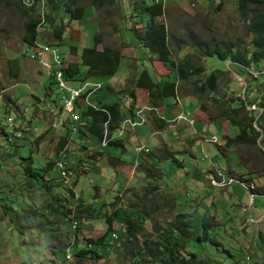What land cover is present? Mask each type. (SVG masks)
<instances>
[{
	"label": "rangeland",
	"instance_id": "rangeland-1",
	"mask_svg": "<svg viewBox=\"0 0 264 264\" xmlns=\"http://www.w3.org/2000/svg\"><path fill=\"white\" fill-rule=\"evenodd\" d=\"M44 1L38 2L34 14L40 16V8H46ZM115 1L112 6L106 3L99 9L91 5V0L78 2L76 5L84 7L80 19H70L61 8L56 17L65 28L56 46L67 62L77 61L83 48L94 45L98 33L101 39L95 47L117 49L121 60L116 72L103 65L89 73V80L120 91L133 86V78L146 69L155 81H175V98L161 101L159 115L166 123L160 129L150 119L145 126L137 128L136 136L123 137L124 146L102 147L94 141L86 148L83 144L87 138L75 133L63 151H57L58 141L68 130L69 123H62L70 113L58 110L60 103L55 101L48 72L28 57L31 51L28 53V45L22 39L26 18L0 5V264H161L150 260L143 250L134 258L132 251L123 246L122 213L127 212L130 220L138 222L137 209L149 212L140 222L138 243L159 239L162 231L154 227L161 225L165 229L177 213H191L194 234L189 238L188 251L196 252L198 259L213 264H264V217L258 221L264 213V149L258 140L252 147L224 146L226 137L236 136L239 129L219 115L221 103L229 96L244 97L247 85L245 100L264 99V58L252 62L250 55L254 49V33L249 29L253 6L248 5L243 13L237 0H223L220 6V0H144L145 4L157 3L162 7V15L154 20L165 24L176 60L189 55L206 68V73L225 69L219 89L227 94L219 100L211 96L199 100L189 93L190 85L179 80L172 67L137 43L130 27L140 29L151 22L138 12V3L134 10L132 4L137 0ZM191 33L212 39L223 48L221 41L245 47L250 60L248 73L217 55L204 57L189 39ZM49 34L51 29L40 28L38 38L55 42L47 38ZM172 34L184 42L177 45ZM11 63L18 66L17 76L12 75ZM69 83L76 85L78 81ZM135 93L139 101L136 107L152 104L153 97L145 88L136 87ZM25 108L26 120L21 117ZM185 111L194 112L192 126L177 118L180 112L185 115ZM8 116L14 119L11 126L3 123ZM213 137L217 143L210 142L215 140ZM82 139L86 142L81 144ZM136 145L147 146L149 151L136 153ZM96 151L102 154L97 155ZM167 152L171 155L163 156ZM26 157L32 159L35 170L43 178L25 174L22 162ZM56 159L65 160L71 167L77 160L85 164V172L78 175L74 172L77 179L71 182L73 197L61 184L56 167L42 169L48 160ZM215 172L233 182L223 187L213 186L210 179ZM238 180L261 192L255 196ZM42 181L50 184V188H41ZM55 194L54 199L59 198L56 202L52 201ZM248 194L255 197L252 204ZM78 201L88 205L91 213L83 212V217L66 221L62 214L67 210L72 218ZM59 202L64 205L59 213L47 211ZM151 207L156 210L150 212ZM107 218L111 219L112 231ZM73 221L77 222L76 230ZM100 236L104 237L102 243H93L92 248L101 256L72 254L68 248L74 241L80 247L88 246L87 238ZM66 253L70 255L69 261L65 260Z\"/></svg>",
	"mask_w": 264,
	"mask_h": 264
},
{
	"label": "trees",
	"instance_id": "trees-1",
	"mask_svg": "<svg viewBox=\"0 0 264 264\" xmlns=\"http://www.w3.org/2000/svg\"><path fill=\"white\" fill-rule=\"evenodd\" d=\"M21 1V2H20ZM0 0V5L4 8L15 11L22 18H26V21L23 23V35L22 39L27 44L30 45L34 42L36 38H38L39 28L41 29H51V35L47 36L51 41H55V43L59 44L60 40L63 38V32L65 25L61 22H57V14L59 10H63L70 19H80L84 14V7L80 5H76L78 2L82 0H46L47 3V13L46 8H40L41 22L44 19L45 15V23L43 25H39V15L34 14V7H37L39 0ZM42 1V0H40ZM94 7L97 9L102 8L106 3L108 6H112L116 1L115 0H91ZM223 0L219 1L218 6L221 5ZM238 8L246 13V9L248 5H252L250 10V25L249 29L254 33L253 37V51L251 52L252 62L259 61L264 58V0H237ZM45 3V1H44ZM45 3V4H46ZM136 3L140 6V10L138 12L142 15H145L151 19V22L148 25H144L143 28H135L130 27V30L133 32L135 39L139 45L146 48L148 52L154 55L158 60L163 61L168 66L172 67L176 77L179 80L184 81L189 84L191 87V91L189 92L194 97L199 100H203L207 96H211L214 100H219L223 98V96L227 93L222 94L219 89L220 81L223 79L224 70L216 68L212 69L209 73H206L201 64L197 63L191 56L185 55L179 59H175L172 55L173 44L170 42V38L168 36V32L166 26L163 22H156L154 18L156 16L162 15L163 10L160 5L157 3L153 4H145L144 0H137L132 4L134 10L137 8ZM27 7H25V6ZM262 6L261 8H259ZM33 7V8H28ZM45 8V9H44ZM249 9V8H248ZM132 12V11H131ZM59 21H61L59 19ZM176 44H180L184 42L182 38H178L176 35H171ZM101 39L100 34H96L94 36V45L92 47L83 48L81 54L78 56L77 61H71L68 63L67 67L64 70V76L68 80H76L82 81L90 77L89 73L95 69H98L100 66H105L108 69L114 70L112 73L116 72L118 69L119 60H121V55L117 49H113L111 47L105 46L101 50L97 49L95 45L99 43ZM189 39L192 41V44L195 48H197L203 55L212 56L217 55L223 60H229L234 62L240 68L245 69L250 67V60L247 57V50L245 47H241L239 45L234 44L233 42H224L221 41L225 46L224 48L219 45L218 42L212 39H203L197 34L191 33L189 35ZM39 46V45H37ZM36 47V44H35ZM73 47V46H72ZM71 47V48H72ZM16 63H11L10 68L13 70L12 75L17 76L19 73V69ZM244 66V67H243ZM247 67V68H246ZM116 69V70H115ZM47 71V70H46ZM48 72V71H47ZM111 73V72H109ZM248 73V72H247ZM49 74V73H48ZM257 74L254 76L256 79ZM49 85L52 86V90L55 94V101L57 100L60 103V96L57 91L56 83L53 79V76L49 74ZM264 86V85H263ZM142 87L145 88L150 95L153 97L151 103L154 105H159L161 101L165 100L167 97L175 98V92L177 89V85L175 81L165 80L160 83L159 81H155L151 78V75L146 69L141 70V72L133 78V86L125 87L120 91H116L113 87L104 85L101 86L97 91H95L90 97L89 101L93 102L97 108H105L110 115L109 121V135L114 134L116 129L119 127L122 119L121 110H123V106L127 107V111L130 112L136 109V93L135 88ZM248 85L245 88L244 95H247ZM240 92V91H238ZM241 96L232 97L229 96L226 100H224L221 104L222 106L219 108L220 117H225L228 122L232 125H236L239 129L238 133L234 137H226L224 140V146L229 147L232 145H247V146H256L257 139L260 135V132L253 126L252 119L255 110L246 109L245 106L247 104H259L264 106V99L255 100L252 98L247 100L241 99ZM75 108H78L80 113V119L77 123V131L75 133H80V136H84L87 138V142L85 139L81 140V144H83L84 148L94 141H98L100 143L102 135H103V122L107 120V114L101 111L100 109H95L90 105H86L81 101H76L74 103ZM201 108L204 107V104L200 103ZM59 111H63L62 102L58 106ZM27 109L25 108L21 112V117L26 120L27 119ZM12 122L13 118L11 117ZM31 119L30 117L28 118ZM65 122L70 124V118L63 119L62 124H66ZM164 120H159L157 122V127L160 128L165 125ZM66 130V134L60 136V141H58V150L63 151L66 148V145L69 143L70 139V131ZM7 125V123H5ZM11 126V125H10ZM52 126H55V123H52ZM262 128V137L260 139V145L264 149V122L260 124ZM16 128V127H15ZM29 130V127L25 128ZM12 130V129H11ZM123 130V129H122ZM19 136V134H17ZM113 137V136H112ZM205 140V139H204ZM207 141V140H205ZM213 143H217V139L215 141H210ZM123 145V138H112L107 141L106 145ZM105 145V146H106ZM138 146V145H136ZM103 147V146H102ZM135 147V146H134ZM169 150V149H168ZM170 151V150H169ZM140 152H145L144 150ZM148 152V151H147ZM171 152V151H170ZM137 153V152H136ZM139 153V152H138ZM96 154L101 155L102 152L96 151ZM171 155L169 152L164 153L163 156ZM87 157L95 158L93 155H89ZM96 159V158H95ZM173 160H176L175 157H172ZM61 160V159H60ZM67 165L69 170L70 178L73 180V183L77 179V175L81 172H85V164L81 160L74 161V165L71 167L65 160H62ZM178 161V160H177ZM55 161L48 160L42 169H48L54 166ZM23 170L26 175L30 177H37L43 175L38 173L32 163V159L30 157L23 158L22 162ZM85 169V170H84ZM77 173V175L75 173ZM61 184L62 179L60 175L58 176ZM213 178H218L216 172L213 174V177L210 179V183ZM242 178V177H241ZM50 181V179H49ZM240 182H244L243 180H238ZM233 182V181H231ZM229 182L226 185H229ZM29 183V182H28ZM212 184V183H211ZM30 185V183H29ZM64 185V184H63ZM213 185V184H212ZM223 185V186H226ZM41 188L49 189L50 184L46 181H42L40 183ZM66 186V185H64ZM214 186V185H213ZM221 186V187H223ZM249 190L253 192L260 193L261 190L255 189L253 185H248ZM67 187V186H66ZM30 188V187H28ZM70 193V196L73 197L74 191L73 188L67 187ZM257 190V191H256ZM252 193V192H251ZM56 194L52 196V201H58L54 199ZM63 200V198H62ZM61 200V202H62ZM52 201L50 203H52ZM59 202L58 204H52V209H47L50 212L59 211V208H62L64 205ZM49 203V204H50ZM74 206H76V214L71 218L68 217V212H64L62 217L67 220H72L74 217L81 216L83 212L91 213V208L88 205H83L81 201H78ZM56 210V211H55ZM118 210V208H117ZM156 210V207H151L150 212ZM69 211V210H68ZM138 214V222L132 221L129 219L130 215L127 212H123V217L121 218L120 224L123 226V246L125 248H129L132 251V257L138 258L143 251H146L147 257L150 260H154L157 262H161V264H213L212 261H206L204 259H198L197 253L194 251H188L189 238L192 234H194L193 228V218L192 214L187 213H177L174 219L167 222L165 229H162L161 225H156L154 228L156 231H162L161 239H151L148 242L146 239L141 243H138V234L142 229L141 221L147 218L149 212L141 211L137 209ZM87 213V214H88ZM140 213L143 214V218L140 217ZM114 214H117L116 211ZM147 214V215H146ZM108 222V227L111 230V219H106ZM76 222V221H75ZM75 230L77 229L76 222ZM205 226V225H203ZM204 231L207 232L206 227ZM106 235V234H105ZM75 236V234H74ZM78 238V235H76ZM75 236V237H76ZM103 236L97 238H87L88 246L82 245L78 246V242L75 241L71 243L72 254H89L92 257L101 256L100 253H97L93 248V243L95 245H100L103 241ZM116 239V238H115ZM143 243V245H142ZM128 244V245H127ZM70 245V244H69ZM67 248V247H66ZM66 256V255H65ZM170 256L174 257V259L170 260ZM70 264V263H69ZM135 264V262H134Z\"/></svg>",
	"mask_w": 264,
	"mask_h": 264
},
{
	"label": "built area",
	"instance_id": "built-area-1",
	"mask_svg": "<svg viewBox=\"0 0 264 264\" xmlns=\"http://www.w3.org/2000/svg\"><path fill=\"white\" fill-rule=\"evenodd\" d=\"M40 1V0H39ZM30 58L33 59L40 68H43L48 71V73L53 76V79L56 83L57 91L60 96V103L62 102L63 108L70 113V124H69V131H70V139H72V136L77 131V123L80 119V113L78 108H75L74 103L76 101H81L86 105H92L93 102L89 101V97L97 91L99 88H101V84L99 82L89 81L85 80L77 85H71L68 81V79L64 76V69L66 67V59L62 56L60 51L54 47L49 45L42 44V47H35V45L32 46L31 52H30ZM150 106V107H149ZM251 106V105H249ZM124 109H126V106H123ZM263 108H260V112H255L254 116H257V118L262 115ZM155 114L159 115V110L153 109V106L151 105H142L140 107L136 108V114H133V119L129 123L128 126H125L127 129V132L129 134L136 130L137 127H140L144 125L148 119V115ZM177 118L184 119L188 122V124L193 125V119L189 117L188 115H178ZM9 123H11V118H7ZM109 123L103 122V135L100 141L101 146H105L107 144L108 138H107V131ZM215 139V137H213ZM215 141V140H213ZM144 150L147 152L149 149L147 146H135L134 151L140 152ZM56 168L59 171V175L65 177V182H72V179H67V165L64 161L60 159L55 160ZM217 175L220 176V179H212L211 183L214 186H223L228 184L232 181V179L225 180L223 178V175H220L217 172ZM247 187V183L241 182ZM249 189V188H248ZM254 196L249 195V203H252ZM75 227V222L72 225ZM113 237H115V234H112ZM65 259L69 261L70 255L66 254Z\"/></svg>",
	"mask_w": 264,
	"mask_h": 264
},
{
	"label": "clouds",
	"instance_id": "clouds-1",
	"mask_svg": "<svg viewBox=\"0 0 264 264\" xmlns=\"http://www.w3.org/2000/svg\"><path fill=\"white\" fill-rule=\"evenodd\" d=\"M20 1V0H19ZM21 2V1H20ZM45 3H46V0H45ZM25 6V5H24ZM25 7H27V6H25ZM28 8H33V7H28ZM33 9H35V8H33ZM46 13H47V3H46ZM46 13H45V15H46ZM38 14V13H37ZM39 15V14H38ZM45 15H44V19H43V21L41 22V17L39 16V25L41 26V25H43L44 23H45ZM41 28V27H40ZM39 28V29H40ZM38 29V30H39ZM36 43H39V44H44V45H49V46H54V47H56L57 49H58V47L56 46L57 45V43H55V42H48L47 40H46V42H43V41H41V39H39V38H36L35 40H34V42L32 43V44H30V45H28V53L31 51V48H32V46L33 45H35ZM59 50V49H58ZM60 51V50H59ZM60 53H61V51H60ZM62 54V53H61ZM62 56L63 57H65L63 54H62ZM29 58H30V53H29V56H28ZM66 59V58H65ZM33 60V59H32ZM34 61V60H33ZM68 63L69 62H67L66 61V67H67V65H68ZM234 65H236L237 66V64L236 63H233ZM38 65V64H37ZM65 67V68H66ZM244 67V66H243ZM247 68V67H246ZM40 69H43V68H40ZM45 70V69H44ZM65 70V69H64ZM248 72V71H247ZM263 72H264V70H263ZM85 80H89L88 78L87 79H84V80H82V81H85ZM69 82L70 81H73V80H68ZM82 81H78V83H80V82H82ZM89 81H94V82H99L100 84H101V86L103 85L100 81H95V80H89ZM77 83V84H78ZM76 84V85H77ZM245 91V90H244ZM243 95H244V92H243ZM244 100H245V95H244V97H242ZM151 105H153V106H156L158 109H159V106L158 105H154V104H151ZM249 105L250 104H247V106L249 107ZM184 115V113L183 112H180V114H178V115ZM177 115V116H178ZM185 115H188L189 117H191L192 118V116H191V114L190 113H188V112H186L185 113ZM254 115H255V113L253 114V119H254ZM150 116H153V117H156L158 120H162L163 118H159V117H157L155 114H150V115H148V119H147V121H146V123L148 122V121H150ZM9 118H11L10 116H8ZM8 117H6V120H5V122H3L4 124L5 123H7V126H10L11 124H12V119H11V123H9V121L7 120V118ZM193 119V123H194V118H192ZM252 119V120H253ZM184 120V119H183ZM187 122V121H186ZM262 122H264V113L262 114V115H260L259 117H258V119H257V121H256V124H257V127L258 128H256L254 125V127L260 132V135H259V137H258V143H259V145H260V139H261V137H262V135H263V133H262V128L260 127V124L262 123ZM146 123L144 124V125H142V126H140V127H143V126H145L146 125ZM188 123V122H187ZM252 124H253V122H252ZM190 125V124H189ZM192 126V125H191ZM137 128H139V127H137ZM137 128H136V130H137ZM136 130H134L133 132H131L130 134H128L126 137H128V136H130V135H132V134H134V132L136 131ZM193 132L194 133H196L194 130H193ZM261 146V145H260ZM149 151V150H148ZM216 174H217V172H216ZM221 177L220 176H218V178H213V179H220ZM245 183V182H244ZM248 185H250V184H248ZM216 187H221V186H216ZM254 187V186H253ZM72 188V187H71ZM70 188V189H71ZM253 192V191H252ZM256 195H257V193L258 192H254ZM249 195V194H248ZM255 198V197H254ZM254 198H253V201H254ZM249 201V200H248ZM253 201H252V203H253ZM252 203H249V204H252ZM263 217H264V213L258 218V221H260V220H262L263 219ZM75 221H73L72 222V225H73V223H74ZM75 224H76V222H75ZM75 227H76V225H75ZM75 227H73L74 229H75ZM66 254H68V253H66ZM65 254V255H66ZM66 260V259H65Z\"/></svg>",
	"mask_w": 264,
	"mask_h": 264
},
{
	"label": "bare ground",
	"instance_id": "bare-ground-1",
	"mask_svg": "<svg viewBox=\"0 0 264 264\" xmlns=\"http://www.w3.org/2000/svg\"><path fill=\"white\" fill-rule=\"evenodd\" d=\"M34 8H36V7H34ZM36 45H37V43H36ZM151 106H153V105H151ZM91 107H93L95 109H100L101 111H103L104 113H106L108 118H107V120L104 123H109V121H110V115H109V113L107 112V110L105 108H97L95 106V104H93V103H92ZM250 107L253 110H255V112H260V108H263V112H264V106H262V105H259V104H251V106H249V108ZM153 109L159 110L156 106H153ZM120 112L122 114L121 123H120L119 127L116 129V131H115L114 134L109 135V130L107 131V138H108V140H110L112 138H123V137H126L129 134V132H127V129H126L125 126H128L129 123L131 122V120L133 119V114H136V109L128 112L127 111V107H126V109H123ZM156 116L159 117V118H163L162 115H156ZM257 119H258L257 116H254V119L252 120L253 125H255L256 128H258L257 127V124H256ZM54 166L56 167V163H54ZM67 174H68L67 179H71L70 178V175H69V171H67ZM60 177L62 179V183L64 185H66L67 187L71 188V182H65V177L64 176H61L60 175ZM252 194H254L256 196V194L254 192H252Z\"/></svg>",
	"mask_w": 264,
	"mask_h": 264
},
{
	"label": "crops",
	"instance_id": "crops-1",
	"mask_svg": "<svg viewBox=\"0 0 264 264\" xmlns=\"http://www.w3.org/2000/svg\"><path fill=\"white\" fill-rule=\"evenodd\" d=\"M136 102H137V104L139 103V101H136ZM161 104H162V102L158 105L159 108H160ZM169 112H171V110H170ZM185 112H188V111H185ZM188 113L194 115V112H193V113L188 112ZM192 115H191V116H192ZM192 118H194V117L192 116ZM150 119H152V121L155 123V125L157 124V122H159V120H158L156 117L150 116ZM167 119H168V118H167ZM153 122L150 124L151 131H152V127H153ZM194 122H195V120H194ZM193 124H194V123H193ZM156 127H157V126H156ZM139 128H140V127H139ZM158 129H160V128H158ZM136 131H137V130H136ZM136 131L134 132L135 136H136ZM197 134H198V133H197ZM132 135H133V134H132ZM132 135H130L129 137L133 138ZM152 135H153V134H152ZM128 166H130V167L132 166V167L134 168L133 165H128Z\"/></svg>",
	"mask_w": 264,
	"mask_h": 264
}]
</instances>
